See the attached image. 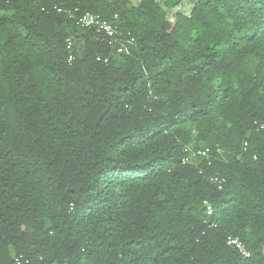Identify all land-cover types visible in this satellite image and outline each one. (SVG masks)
<instances>
[{
  "label": "trees",
  "instance_id": "trees-1",
  "mask_svg": "<svg viewBox=\"0 0 264 264\" xmlns=\"http://www.w3.org/2000/svg\"><path fill=\"white\" fill-rule=\"evenodd\" d=\"M15 257L264 264V0H0V264Z\"/></svg>",
  "mask_w": 264,
  "mask_h": 264
},
{
  "label": "built area",
  "instance_id": "built-area-1",
  "mask_svg": "<svg viewBox=\"0 0 264 264\" xmlns=\"http://www.w3.org/2000/svg\"><path fill=\"white\" fill-rule=\"evenodd\" d=\"M77 24L84 26V27H93L97 31L101 32L103 35H105L109 41H115L116 39V34H117V29L116 27L107 19L101 18L99 15L90 13V12H85L82 15L78 16L76 19ZM72 45V41L70 39H67V47L70 48ZM122 50L121 47L117 49L118 52ZM72 59V55H69V60ZM197 154H204L202 151H197ZM215 180V179H214ZM219 184L223 182V180L218 181ZM220 188V186H219ZM207 214H211L212 212V207L211 205H207L206 207ZM227 243L231 245L233 248L237 249L238 252L243 255V256H248V252L243 245V243L237 239L236 237H231L229 236L227 238ZM12 264H43L39 262H31L28 259H25L22 261L19 257H15Z\"/></svg>",
  "mask_w": 264,
  "mask_h": 264
},
{
  "label": "rangeland",
  "instance_id": "rangeland-1",
  "mask_svg": "<svg viewBox=\"0 0 264 264\" xmlns=\"http://www.w3.org/2000/svg\"><path fill=\"white\" fill-rule=\"evenodd\" d=\"M131 1H133L134 3L137 2V0H131Z\"/></svg>",
  "mask_w": 264,
  "mask_h": 264
}]
</instances>
